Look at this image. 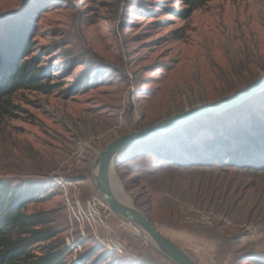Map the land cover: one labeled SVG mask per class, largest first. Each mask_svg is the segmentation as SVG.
<instances>
[{"label": "rangeland", "instance_id": "1", "mask_svg": "<svg viewBox=\"0 0 264 264\" xmlns=\"http://www.w3.org/2000/svg\"><path fill=\"white\" fill-rule=\"evenodd\" d=\"M184 8L179 0H0V28L21 18L34 25L32 54L55 84L48 94L15 92L0 113V180L45 195L26 209L42 213L54 234L32 245L36 253L57 247L69 248L68 259L93 250L85 264L99 256V264H173L133 230L121 233L117 254L81 236L57 181L80 183L82 198L96 193L95 149L262 78L264 0H200L188 17L175 13ZM83 80L93 86L68 92ZM254 117L264 120V90L114 159L133 205L198 264H264V169L243 157L209 159L215 151L201 148L215 136L231 141Z\"/></svg>", "mask_w": 264, "mask_h": 264}, {"label": "trees", "instance_id": "2", "mask_svg": "<svg viewBox=\"0 0 264 264\" xmlns=\"http://www.w3.org/2000/svg\"><path fill=\"white\" fill-rule=\"evenodd\" d=\"M179 1L186 8L175 13L184 18L200 2ZM40 7V12L46 11V4ZM34 31V25L23 18L13 25L0 28V113L7 111L10 97L19 90H37L48 94L55 87V84L50 83V66L41 64L40 56L32 54ZM92 86V83L83 80L73 91L68 92H74L78 88L87 91ZM158 137L128 148L134 150L139 145L154 144ZM201 148L215 151L209 159L243 157L249 167L264 169V120L254 117L248 127L235 131L231 141L215 136L203 141ZM43 197L45 195L41 190L29 185L12 186L9 182L0 180V264H85L94 253L92 250L76 255L75 259H68L69 248L49 247L40 253L34 251L32 245L45 242L54 235L44 226L48 220L42 213L26 212L31 202ZM100 262L101 256L91 264Z\"/></svg>", "mask_w": 264, "mask_h": 264}, {"label": "water", "instance_id": "3", "mask_svg": "<svg viewBox=\"0 0 264 264\" xmlns=\"http://www.w3.org/2000/svg\"><path fill=\"white\" fill-rule=\"evenodd\" d=\"M264 90V75L255 82L221 102L205 105L192 110L172 114L154 123L130 133L115 137L102 148H97L91 154V175L99 196L107 203L110 209L132 228L140 230L148 236L150 244L173 264H198L184 249L165 237L150 220L146 211L135 207L128 195L121 196L114 186L116 180L121 186L119 179L113 172L115 157L128 147L161 136L184 123L191 121L198 115L219 113L251 98ZM123 189V187L121 186Z\"/></svg>", "mask_w": 264, "mask_h": 264}, {"label": "built area", "instance_id": "4", "mask_svg": "<svg viewBox=\"0 0 264 264\" xmlns=\"http://www.w3.org/2000/svg\"><path fill=\"white\" fill-rule=\"evenodd\" d=\"M57 183L66 194L71 224L75 225V231L79 232L81 236H85L86 232L92 235L109 252L122 253L124 247L121 233L125 232L130 236L127 230L130 225L119 218L97 192L82 198L80 183L68 182L64 179H59ZM200 216L203 218L205 215L201 213ZM188 219L190 218L188 217ZM74 247L75 251L76 249L80 250L78 243ZM75 257L76 255L73 259Z\"/></svg>", "mask_w": 264, "mask_h": 264}, {"label": "bare ground", "instance_id": "5", "mask_svg": "<svg viewBox=\"0 0 264 264\" xmlns=\"http://www.w3.org/2000/svg\"><path fill=\"white\" fill-rule=\"evenodd\" d=\"M113 181H114L113 183H114V186H115V189L117 190V192L121 196L126 197L125 192L123 191V189L121 188V186L118 184V182L116 180H113ZM127 230H128V232L133 230L134 232H136L137 234H139L140 236H142L147 242H150V239L148 238V236H146L145 234H143L142 231L137 230L135 228H132L131 226H128L127 227Z\"/></svg>", "mask_w": 264, "mask_h": 264}]
</instances>
